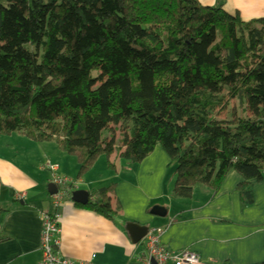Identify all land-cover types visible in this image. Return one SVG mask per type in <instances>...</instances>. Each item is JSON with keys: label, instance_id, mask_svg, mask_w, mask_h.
<instances>
[{"label": "trees", "instance_id": "16d2710c", "mask_svg": "<svg viewBox=\"0 0 264 264\" xmlns=\"http://www.w3.org/2000/svg\"><path fill=\"white\" fill-rule=\"evenodd\" d=\"M232 100L243 111L217 120ZM12 135L55 144L79 178L101 156L140 164L159 146L175 198L214 195L235 173L251 207L264 180V20L196 0H0V136ZM112 190L85 207L113 220Z\"/></svg>", "mask_w": 264, "mask_h": 264}, {"label": "crops", "instance_id": "0c3cea01", "mask_svg": "<svg viewBox=\"0 0 264 264\" xmlns=\"http://www.w3.org/2000/svg\"><path fill=\"white\" fill-rule=\"evenodd\" d=\"M196 2L202 8H220L237 15L243 23L264 20V0ZM36 145L55 148L31 155L20 149L10 154V159L0 156V208L4 211L0 216V264H38L41 259L40 215L52 210L53 195L50 173L41 171L44 159L58 167V175L78 184L58 210L59 253L68 260L138 264L145 238L133 244L125 231L126 224H134L148 231L163 229L161 243L166 249L191 251L202 264L264 263V180L251 183L253 205L247 208L240 202L237 187L242 180L235 173L228 174L214 195L196 186L189 200L178 199L172 194L174 169L167 168L169 161L159 146L140 164L120 160L116 153L109 159L101 156L79 178L74 157L61 153L53 143ZM8 147L0 142V150L8 151ZM111 186L110 202L119 208L113 220L72 201L73 192H85L89 202ZM154 207L165 210L166 216L152 217Z\"/></svg>", "mask_w": 264, "mask_h": 264}, {"label": "built area", "instance_id": "2783aa9c", "mask_svg": "<svg viewBox=\"0 0 264 264\" xmlns=\"http://www.w3.org/2000/svg\"><path fill=\"white\" fill-rule=\"evenodd\" d=\"M41 171L50 173V181L56 187V193L51 196L52 210L40 215L41 259L38 264H91L68 260L59 253L60 214L58 210L65 198L70 196V192L78 188V184L66 178L64 174L58 175V167L48 159L44 161ZM95 202V197L90 198L91 204ZM163 234V229H152L147 232L142 251L137 257L138 264H202L198 256L191 251L183 250L173 253L166 249L161 243Z\"/></svg>", "mask_w": 264, "mask_h": 264}, {"label": "rangeland", "instance_id": "374dc122", "mask_svg": "<svg viewBox=\"0 0 264 264\" xmlns=\"http://www.w3.org/2000/svg\"><path fill=\"white\" fill-rule=\"evenodd\" d=\"M217 96H221V97L225 98V97H227V92L225 90L221 89V90H219V93L217 94ZM243 109H244V105L242 103H240L236 100H232L228 103V106L225 109V111L221 115L217 116V120L227 122V121L231 120V118L236 119L240 115V113L243 111ZM0 142H2L3 144H7L9 146L7 148L8 151H4L3 148H1V150H0V156L4 157V158L7 157L8 159H10V157H11L10 154H14L16 152H19L20 149H21V152L22 151L27 152L29 155H31V154H33V152H35L37 150H40L42 153H44L45 151H47L48 148H50V149L55 148L54 145H49L47 147L46 146H38L36 144H33L32 142H30L26 138L20 137L19 135H12L10 137H1L0 136ZM44 144H47V143H44ZM33 145H35L39 148L35 150ZM39 161H40V158H39ZM44 161H45V159H44ZM44 161L41 164L42 167H43ZM169 189H171V187H169Z\"/></svg>", "mask_w": 264, "mask_h": 264}, {"label": "water", "instance_id": "95a60500", "mask_svg": "<svg viewBox=\"0 0 264 264\" xmlns=\"http://www.w3.org/2000/svg\"><path fill=\"white\" fill-rule=\"evenodd\" d=\"M49 188L53 190L52 194L56 193V187L55 186L50 185ZM88 197L89 196L85 192H82V191L73 192L71 194L72 201L78 202L83 206H85L87 204ZM150 215L152 217H156V218H164L166 216V212H165V210H163L161 208L154 207V208H152ZM125 231L132 237L131 242L133 244H138L140 241H142L143 238L146 237L148 229L138 227L134 224H126L125 225Z\"/></svg>", "mask_w": 264, "mask_h": 264}]
</instances>
